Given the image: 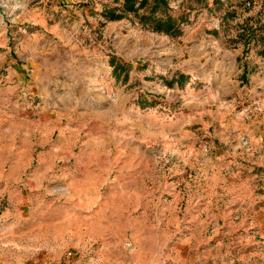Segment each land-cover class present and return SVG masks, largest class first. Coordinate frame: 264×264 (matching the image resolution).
Returning <instances> with one entry per match:
<instances>
[{
	"label": "rangeland",
	"instance_id": "rangeland-1",
	"mask_svg": "<svg viewBox=\"0 0 264 264\" xmlns=\"http://www.w3.org/2000/svg\"><path fill=\"white\" fill-rule=\"evenodd\" d=\"M168 1L0 0V264H264V0Z\"/></svg>",
	"mask_w": 264,
	"mask_h": 264
},
{
	"label": "trees",
	"instance_id": "trees-1",
	"mask_svg": "<svg viewBox=\"0 0 264 264\" xmlns=\"http://www.w3.org/2000/svg\"><path fill=\"white\" fill-rule=\"evenodd\" d=\"M211 1L216 7L221 5V0ZM233 14L235 13L233 12ZM260 14L261 12H259V15L250 17L243 22L238 40L243 41L246 48L254 38L262 39L258 36L259 34L264 36V26H248V23L252 20L258 22ZM128 15H132L142 29L163 34L172 39L181 36L182 26L187 22V18L183 16L176 18L171 15L168 0H122L120 8H112L108 9L107 12H103V16L107 21L121 20ZM261 54L264 55V49Z\"/></svg>",
	"mask_w": 264,
	"mask_h": 264
}]
</instances>
